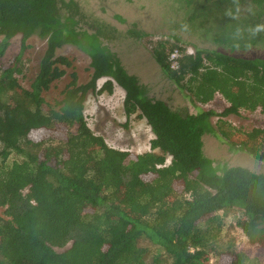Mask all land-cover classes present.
I'll return each instance as SVG.
<instances>
[{
	"label": "trees",
	"instance_id": "1",
	"mask_svg": "<svg viewBox=\"0 0 264 264\" xmlns=\"http://www.w3.org/2000/svg\"><path fill=\"white\" fill-rule=\"evenodd\" d=\"M182 1L187 23L222 47L246 50L264 41V0ZM76 6L73 0H0V56L12 37H21V53L0 63V264H210L221 255L225 264H264L221 244L219 214L237 208L246 243L264 252V175L239 166L218 173L203 151L212 116L264 114V59L215 50L189 56L181 48L173 71L167 55L177 46L158 42L154 59L178 88L199 104L215 95L228 104L219 113L173 111L146 96L139 78L103 45L100 28H82ZM33 35L46 48L24 89L16 76ZM64 44L90 56L91 79L77 84L70 72L61 100L49 105L43 93L71 66L55 55ZM114 85L124 92L125 115L138 111L153 134L144 153L110 148L87 124V92L112 94ZM237 144L264 161V129ZM12 153L19 159L9 161Z\"/></svg>",
	"mask_w": 264,
	"mask_h": 264
},
{
	"label": "rangeland",
	"instance_id": "2",
	"mask_svg": "<svg viewBox=\"0 0 264 264\" xmlns=\"http://www.w3.org/2000/svg\"><path fill=\"white\" fill-rule=\"evenodd\" d=\"M69 1V0H66ZM80 15V25L93 33L100 28L105 45L113 53L128 74L138 77L147 97L159 99L173 111L197 114L203 111L221 112L228 104L215 95L208 104H199L190 98L185 90L176 86L163 73L153 56V49L158 42H164L167 49L171 46L191 48L194 52L215 50L246 60L264 59V41L246 50L222 47L205 30L192 27L187 23L188 9L182 0H73ZM1 39V36H0ZM22 50V74L17 75L21 87L29 89L38 71L39 62L46 48V40L36 35L24 43ZM21 53V37H12L0 63H7ZM70 60L71 66L65 67V74L43 93L45 101L54 105L62 98V90L71 81L70 72L74 71L77 84L90 81V56L78 45L64 44L55 53ZM106 79L96 84L98 90ZM124 92L116 85L112 94L94 93L89 90L84 100V114L90 130L104 139L113 149L144 153L150 149L153 134L144 118L137 111L126 116L123 110ZM212 133L203 136L204 155L211 160L218 173L225 168L239 166L255 174L264 175V161L255 159L247 152L237 149L238 140L253 129H264V114L259 110H239L238 114L225 117L212 116ZM221 129V130H220ZM224 130L228 137H224ZM234 146L236 149L232 148ZM19 159L15 154L9 161ZM0 207V215L3 213ZM223 217L224 231L221 244L235 251H244L253 258L264 262V252L246 243L243 232L236 225L240 211L232 208ZM154 251V247H151ZM225 256H211L210 264H225Z\"/></svg>",
	"mask_w": 264,
	"mask_h": 264
},
{
	"label": "built area",
	"instance_id": "3",
	"mask_svg": "<svg viewBox=\"0 0 264 264\" xmlns=\"http://www.w3.org/2000/svg\"><path fill=\"white\" fill-rule=\"evenodd\" d=\"M181 48L174 47L167 55V63L171 70L176 71L179 69V61L181 59ZM183 49V48H182ZM186 55H194V51L191 48H184Z\"/></svg>",
	"mask_w": 264,
	"mask_h": 264
}]
</instances>
